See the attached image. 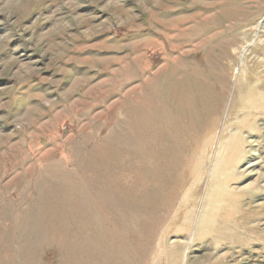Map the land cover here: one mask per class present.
Wrapping results in <instances>:
<instances>
[{
  "label": "rangeland",
  "instance_id": "obj_1",
  "mask_svg": "<svg viewBox=\"0 0 264 264\" xmlns=\"http://www.w3.org/2000/svg\"><path fill=\"white\" fill-rule=\"evenodd\" d=\"M0 264H264V0H0Z\"/></svg>",
  "mask_w": 264,
  "mask_h": 264
}]
</instances>
